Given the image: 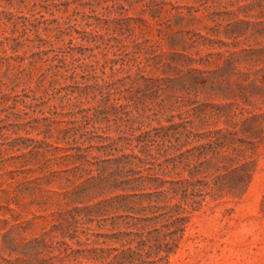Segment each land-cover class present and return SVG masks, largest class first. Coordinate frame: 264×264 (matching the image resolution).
Listing matches in <instances>:
<instances>
[{
    "label": "rangeland",
    "instance_id": "rangeland-1",
    "mask_svg": "<svg viewBox=\"0 0 264 264\" xmlns=\"http://www.w3.org/2000/svg\"><path fill=\"white\" fill-rule=\"evenodd\" d=\"M0 264H264V0H0Z\"/></svg>",
    "mask_w": 264,
    "mask_h": 264
},
{
    "label": "trees",
    "instance_id": "trees-1",
    "mask_svg": "<svg viewBox=\"0 0 264 264\" xmlns=\"http://www.w3.org/2000/svg\"><path fill=\"white\" fill-rule=\"evenodd\" d=\"M179 230L183 231V230H184V226H181ZM173 240H174V239H173Z\"/></svg>",
    "mask_w": 264,
    "mask_h": 264
}]
</instances>
